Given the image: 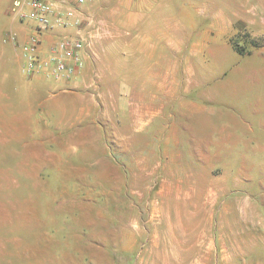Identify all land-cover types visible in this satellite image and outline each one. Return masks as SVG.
Wrapping results in <instances>:
<instances>
[{
    "label": "rangeland",
    "instance_id": "obj_1",
    "mask_svg": "<svg viewBox=\"0 0 264 264\" xmlns=\"http://www.w3.org/2000/svg\"><path fill=\"white\" fill-rule=\"evenodd\" d=\"M12 3L0 0V56L11 45L3 38L35 24L9 12ZM118 6L96 0L84 14L146 38L139 58L104 57L100 70L130 71L129 87L140 80L162 112L139 129L130 87L128 105L99 127L58 125L45 107L27 115L20 102L11 120L0 116V264H264V39L250 31L264 11L257 0H155L136 29L117 21L137 24L138 10ZM82 33L88 42L91 28ZM11 55L22 87L21 43ZM90 100L111 109L107 96ZM164 123L189 130L200 170L180 187L188 193L167 198L138 167ZM81 125L87 135L68 134Z\"/></svg>",
    "mask_w": 264,
    "mask_h": 264
},
{
    "label": "crops",
    "instance_id": "obj_2",
    "mask_svg": "<svg viewBox=\"0 0 264 264\" xmlns=\"http://www.w3.org/2000/svg\"><path fill=\"white\" fill-rule=\"evenodd\" d=\"M95 2L96 0L88 4L94 5ZM154 3L155 0H116V5H119L118 8H120V5H123L130 10H138L139 14L137 24L124 23V19L122 21L118 20L117 23L122 26H130V28L140 29L143 26L142 13L151 11L154 7ZM257 5H259L264 11V0H257ZM254 23L253 26L256 28L254 27V29H250L252 36L264 39V14H261L260 21L257 22L256 20ZM33 28L34 26L29 35L28 33L23 32L22 29H19L18 32L11 31L10 34L3 38L5 44L11 45L8 50L9 52L7 53V49L5 48L3 50V56H0V116L5 115V113H10L11 120V118L14 117L12 115H14L13 113H15V109L20 102V105L24 107V112H26L25 114L27 115L35 113L36 106L39 109L45 107L49 112L48 114L50 118H55L54 120L58 121V125L68 122L73 126L75 122L80 121L79 126L83 122H86V125L93 122L97 123L95 125L99 127L97 118L110 120L112 118L113 110L125 108L126 105H128L127 88L130 89V87L132 88V91L136 90L130 94L131 98L129 104L135 105V114L133 117L135 116L134 118L139 129L153 123L154 118L162 112V107L155 108L146 100L144 94L141 92V89H146V86L141 84L140 80L132 81L129 87L128 77L130 71H127L122 75H119L112 70L107 72V70L103 69L104 71H101L103 68L101 66H104L102 61V58L104 57L119 56L128 58L130 55H135L134 57L139 58L142 50L141 40L146 37L140 33L135 37L131 36V30L114 32L115 28L118 29V26L114 25V21L101 20L97 17L95 19V25L90 27V39L83 51L84 63L73 75H71V77L68 79H56L44 72L27 75L24 71L27 61L24 52L25 59H23L19 68L21 72L26 74L24 76H27V78L24 86L20 87V84L17 86L12 81L10 67L16 65V60L11 54L13 51H17V45L19 43L23 46L28 42L30 35L33 33ZM75 31L76 29L74 27H55L43 33L40 45L41 56H49L51 54L50 47L56 44L62 35L75 34ZM13 34L16 36V42L9 40V36ZM135 46L137 49L136 52L133 53ZM98 58L100 59L99 62L97 60ZM153 77L156 80L155 71L153 72L152 78ZM158 83L159 86L165 85L160 81H158ZM177 84V81H173L172 85H169L171 87H169L168 92H172L171 101L173 104L178 101L177 96L173 97L175 91H172V88H176ZM41 90H43V92H48V98H46L50 101L47 103L48 105H45L46 99L43 100V102L34 101L40 99L39 96L36 97L35 93H39ZM18 91L21 98L17 97ZM32 94H34L35 99ZM30 95L34 100L29 98ZM103 95L104 97L107 96L108 99L110 98V110H108V107L106 106L98 107V104L90 100L94 96L102 97ZM153 98H157L155 93H153ZM114 100L116 101L115 104L113 102ZM181 105L183 107H188L186 101H181ZM165 124L166 123L160 127L161 131L158 130L161 133L159 145L155 143L156 140L153 142H147V146L144 147L147 149V156L143 159L139 158L138 161V167L141 172L147 171L156 175V179L159 181L154 185L160 187L157 194L163 196V198L180 196L183 191L184 193H188V190L181 189L180 187L189 186L186 180L188 181V178H191L200 171L193 167L197 155L194 150L198 149V146H195L192 140H190V142H192L190 143L187 139H194L191 134H189V137L186 135V131L189 132V130L185 128V131H183L184 127L178 129L176 126L175 128L173 126L168 127L165 126ZM80 128L82 129H78L77 131L73 130V132H68V134L73 133V135H77L78 132L80 135L82 133L85 135L87 130L82 127V125ZM62 142V138H59V143L61 144ZM148 159H153L150 168L142 166V163L144 165V161ZM198 160L202 161L200 158H198ZM189 165L191 166L189 167ZM168 199L173 200L174 198Z\"/></svg>",
    "mask_w": 264,
    "mask_h": 264
},
{
    "label": "built area",
    "instance_id": "obj_3",
    "mask_svg": "<svg viewBox=\"0 0 264 264\" xmlns=\"http://www.w3.org/2000/svg\"><path fill=\"white\" fill-rule=\"evenodd\" d=\"M94 0H13L10 11L21 18L29 17L35 24L33 33L23 45L27 75L46 73L56 79H68L84 63L83 51L88 44L84 27L95 25L93 17L84 14V7ZM55 27H74L75 34L62 35L50 47V55L42 57L40 45L43 33ZM16 42V36H9Z\"/></svg>",
    "mask_w": 264,
    "mask_h": 264
}]
</instances>
